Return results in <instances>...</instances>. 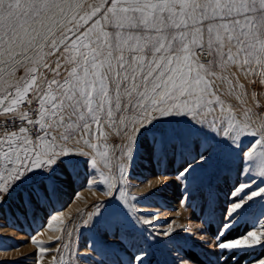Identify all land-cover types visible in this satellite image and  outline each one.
<instances>
[{"label":"snow or ice","instance_id":"1","mask_svg":"<svg viewBox=\"0 0 264 264\" xmlns=\"http://www.w3.org/2000/svg\"><path fill=\"white\" fill-rule=\"evenodd\" d=\"M177 144L192 156L177 179L219 152L247 163L220 226L201 228L198 240L216 264H264V0H0V208L19 200L35 215L83 164L104 194H120L117 214L133 230L125 238L143 234L139 225H155L120 187L125 163L142 145L154 155ZM96 209L103 218L107 206ZM50 219L47 227L63 232L53 226L63 213ZM31 243L43 264L46 241ZM76 255L79 264L87 253ZM147 255L118 264H146ZM179 264L213 261L183 254Z\"/></svg>","mask_w":264,"mask_h":264},{"label":"rangeland","instance_id":"2","mask_svg":"<svg viewBox=\"0 0 264 264\" xmlns=\"http://www.w3.org/2000/svg\"><path fill=\"white\" fill-rule=\"evenodd\" d=\"M186 160H192V156L178 144L174 149L169 147L166 154H162L157 146L154 155L142 145L134 161L125 163L126 183L120 187L129 197L139 198L138 202L129 199V204H135L139 209V212L133 209L135 214L151 213L155 225L154 228L139 225L148 231L143 234L134 231L127 239L125 232L133 230L126 226L124 217L117 214V200L123 203L120 194L114 192L116 199L104 194L107 186L93 184L91 168L83 164L78 178L75 174L61 177L58 194L35 215L31 208L25 215L19 200L9 202L0 208V225H4L0 227V264H41V253L31 243L33 237L46 241L45 247L49 249L43 254V264H49L53 256L58 257V264L60 256H63V264H77V252L87 253L79 264H118L140 250L148 254L146 264H179L183 254L194 260L210 259L216 264L217 255L206 256L202 250L206 246H201L198 240L200 229L211 234L220 226L223 210L230 199L229 191L237 183L241 168H247V163H242L240 157L231 153L219 152L206 168H197L188 180L177 179ZM158 177L166 182L161 183ZM94 178L101 180L98 173ZM239 179L243 181L245 176L240 175ZM182 199L185 200L183 204ZM105 205L104 217L98 218L96 206L103 211ZM260 211L257 204L249 219ZM59 213H63L64 222H55L53 226L62 228L63 232H54L47 225L53 223L50 217ZM179 225H188L196 235L189 237ZM169 227L177 231L170 237L164 236ZM150 232L157 233L155 238L149 235ZM56 235H61L62 239L47 242L49 236ZM64 244H68V248H62ZM57 248H61V252L58 253Z\"/></svg>","mask_w":264,"mask_h":264}]
</instances>
